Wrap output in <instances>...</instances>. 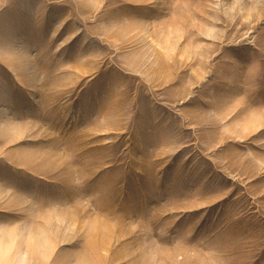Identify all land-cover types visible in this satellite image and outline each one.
<instances>
[{"label":"rangeland","instance_id":"1","mask_svg":"<svg viewBox=\"0 0 264 264\" xmlns=\"http://www.w3.org/2000/svg\"><path fill=\"white\" fill-rule=\"evenodd\" d=\"M56 262L264 264V0H0V264Z\"/></svg>","mask_w":264,"mask_h":264},{"label":"clouds","instance_id":"2","mask_svg":"<svg viewBox=\"0 0 264 264\" xmlns=\"http://www.w3.org/2000/svg\"><path fill=\"white\" fill-rule=\"evenodd\" d=\"M53 262H54V259H53ZM56 264H59V262H56Z\"/></svg>","mask_w":264,"mask_h":264}]
</instances>
